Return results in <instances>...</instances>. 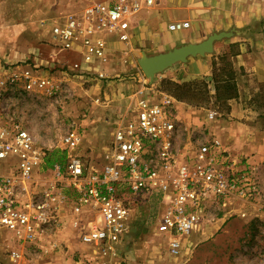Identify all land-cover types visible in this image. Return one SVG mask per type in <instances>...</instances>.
<instances>
[{"label": "built area", "instance_id": "obj_1", "mask_svg": "<svg viewBox=\"0 0 264 264\" xmlns=\"http://www.w3.org/2000/svg\"><path fill=\"white\" fill-rule=\"evenodd\" d=\"M154 3L92 2L79 16L69 15L62 24L53 25L51 35L61 50L79 53L84 65H107L110 58L103 36H113L127 45L131 19ZM187 27L184 22L168 28ZM81 67L74 63L66 68L74 72ZM35 68L13 65L0 75V163L10 169L0 173V236H9L32 250L61 227L60 216L67 203L53 183L39 187L33 173L44 154L28 129L3 108L13 94L44 92L55 96L62 92V82ZM143 79L127 96L128 104L116 119L102 168L82 162L76 153L80 138L74 128L64 140L65 167H52L57 182L75 195L73 226L81 223V215L90 219L83 222L86 226L79 232L80 243L100 248L111 257L116 255L112 244L120 243L131 232L130 203L150 194L160 205L155 231L167 237L172 252L211 211H224L234 203L260 202L258 207L264 212L256 168L246 158L235 161L215 139L182 142L189 129L177 118L176 102ZM214 117L208 111L207 119ZM10 257L17 258V253Z\"/></svg>", "mask_w": 264, "mask_h": 264}, {"label": "rangeland", "instance_id": "obj_2", "mask_svg": "<svg viewBox=\"0 0 264 264\" xmlns=\"http://www.w3.org/2000/svg\"><path fill=\"white\" fill-rule=\"evenodd\" d=\"M103 1L110 0H55L56 11H38V18L33 19V22L41 23L44 20L45 23H52L65 15V18L69 15L79 16L88 4ZM30 27L21 32L22 39L19 43L15 46L11 43L10 46H6L5 51H0V75L5 69L13 66V63L19 62L22 65L28 63L29 68L34 66L39 73L49 74L54 80L62 82L63 90L55 96L44 92L13 94L3 104V108L28 129L35 146L44 154L33 173L40 182L39 187L43 188L53 183L66 197L67 203L60 216L61 227L41 242L39 248L32 250L21 242L11 240L9 236H0V264H264V212L258 207L261 206L260 202L234 203L224 211H211L193 232L181 238L179 248L172 252L167 237L155 231L160 205L157 197L150 194L146 198L140 197L130 203L131 232L120 243L112 244L116 249L115 257L104 253L100 248L80 243L79 232L86 226L83 222L90 219L81 215L79 219L81 223L77 228L73 226L72 207L75 195L65 184L57 182L52 172L55 165L60 167L66 165L63 150L65 136L68 130L76 129L80 138L76 153L86 166L102 168L103 160L100 156L104 155L106 150L101 149L99 144L104 143L106 149L109 147L110 131L106 129L99 131L98 135L102 138L99 141H95V138L83 141V132L88 128L82 124V120L87 117L95 120L99 114L97 110H101L103 102L104 105L108 103L107 99L124 100L125 96L132 94L139 82H142V77L143 81L149 84L150 81L139 69L137 57L131 61L112 60L111 71L108 66L102 67L101 63L86 66L82 64V59L81 61L63 59L61 55L53 61L45 48L49 45L45 36H41ZM2 33L4 31L0 28V35ZM34 46H39L44 51L40 52L37 60L32 59L31 52ZM14 52L22 54L17 56ZM74 63L82 65L81 70L67 71L66 67ZM128 65L129 68L126 67ZM63 71H67L68 74H64ZM118 85L120 88L117 93L113 92ZM104 86H109L110 91L104 90ZM125 87H131L129 89L132 91H126ZM196 108L199 116H202L200 126L194 133L187 127L189 135L187 136L185 132L182 142H205L204 138L209 129L202 108L213 111L217 120L226 116L225 107L212 105L211 102L201 109L199 106ZM54 158L58 161L47 165L46 162ZM6 167L8 166L0 163V173H7L10 170ZM255 173L260 182L257 168ZM261 192L264 199L263 187ZM12 252L17 253V258L10 257Z\"/></svg>", "mask_w": 264, "mask_h": 264}, {"label": "crops", "instance_id": "obj_3", "mask_svg": "<svg viewBox=\"0 0 264 264\" xmlns=\"http://www.w3.org/2000/svg\"><path fill=\"white\" fill-rule=\"evenodd\" d=\"M55 4V0H0V28L4 31L0 35V51H5L6 46L11 43H14V46L19 43L22 39L21 32L31 26L41 36H45L49 43L45 48L53 61L60 55L63 59L81 61L79 53L55 48L58 42L51 35V27L62 24L66 15L52 23H45L44 20L41 23L33 22V19L38 18V11H56ZM184 22L188 23L187 28L175 31L168 28L172 24ZM219 33H226L227 36L215 40L210 53L189 57L184 63L174 64L155 75L150 84L176 102L178 120L194 133V130L199 128L202 117L199 116V111L195 110L196 107L201 109L210 102L214 105V86L210 80L211 62L217 56L229 54L232 50L234 55L230 60L237 74L238 96L227 101L228 109L223 119L217 120L214 117V120L209 121L207 113L211 110L201 109L205 113V122L208 123L209 129L205 138L215 139L235 161L246 158L257 168L261 187L264 188V0H155L152 6H144L131 19L127 45L113 36H103L110 64L102 67L108 66L111 71V61L114 59L131 61L136 57L138 59L141 53L148 56L163 54L183 46L199 44L212 34ZM121 51H124L125 55H122ZM40 52L44 51L39 46H34L32 59H39ZM14 54L21 56L22 53ZM13 64L22 65L19 62ZM164 80L179 85L189 83L196 92L206 91L208 100L197 104H190L186 100L178 101L171 96L172 92L164 91ZM202 82L206 83V87H202ZM104 88L110 91L109 86ZM115 88L113 92L117 93L120 87L118 85ZM129 88L131 87H125L126 91H132ZM110 97L112 99L113 94ZM113 99H107L106 105L103 102L101 110H97L99 114L95 120L89 117L82 120V124L88 128L83 132V141L94 138L95 141L101 140L98 133L103 129L110 131L108 135L112 140L116 119L128 104L127 95L122 101ZM103 144L99 146L107 151L108 148ZM103 156H100L101 160Z\"/></svg>", "mask_w": 264, "mask_h": 264}, {"label": "trees", "instance_id": "obj_4", "mask_svg": "<svg viewBox=\"0 0 264 264\" xmlns=\"http://www.w3.org/2000/svg\"><path fill=\"white\" fill-rule=\"evenodd\" d=\"M233 55V51L230 50L229 54H221L211 62L210 80L214 86V105H221L222 107L226 108V111L228 109L227 101L238 96L236 85L237 74L233 69L230 60ZM200 84L202 85V87H206V83L202 82ZM162 88L164 89V91L166 90L167 92H172L171 96H173L178 101L186 100L190 102V104H197L204 101L205 99L208 100L206 91L202 90L199 91L200 93L196 92L191 88V84L189 83H183L179 85L172 81L164 80L162 81ZM195 98H197V101H195ZM57 161L58 159L54 158L53 160H48L46 163L47 165H51Z\"/></svg>", "mask_w": 264, "mask_h": 264}, {"label": "water", "instance_id": "obj_5", "mask_svg": "<svg viewBox=\"0 0 264 264\" xmlns=\"http://www.w3.org/2000/svg\"><path fill=\"white\" fill-rule=\"evenodd\" d=\"M226 36V33L212 34L199 44L183 46L154 56L141 53L137 59V64L144 77L151 81L155 75L172 67L174 64L184 63L189 57L203 56L206 53H210L212 51V43Z\"/></svg>", "mask_w": 264, "mask_h": 264}]
</instances>
